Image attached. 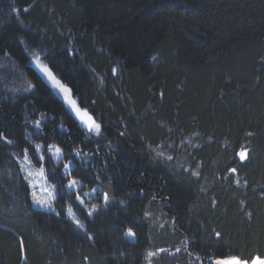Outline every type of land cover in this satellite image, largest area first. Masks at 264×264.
<instances>
[{"label": "trees", "instance_id": "obj_1", "mask_svg": "<svg viewBox=\"0 0 264 264\" xmlns=\"http://www.w3.org/2000/svg\"><path fill=\"white\" fill-rule=\"evenodd\" d=\"M36 143L55 212L34 207L20 165L25 155L42 165ZM69 178L100 188L93 214ZM255 257L264 260V0H0V264Z\"/></svg>", "mask_w": 264, "mask_h": 264}, {"label": "rangeland", "instance_id": "obj_2", "mask_svg": "<svg viewBox=\"0 0 264 264\" xmlns=\"http://www.w3.org/2000/svg\"><path fill=\"white\" fill-rule=\"evenodd\" d=\"M32 63L35 64V67L37 68L38 71L40 70V66L41 65L47 67V65L45 64L44 60H42L39 57H38V60H37V57L34 58L32 56ZM41 74L43 75L42 72H41ZM45 79H47L46 76H45ZM49 81L50 80H48V82ZM86 119H87V117H83V120H86ZM85 125H87V124H85ZM91 132H94V131H91ZM40 143H42V142H40ZM40 143H36V145H41L42 146L38 150V157L40 155H43V160L41 161L42 165L37 166L35 163H33L31 161V159L29 158L28 155H25L24 157H21L19 159V161H20V165H21V167L23 169V172L25 173V176H26V178L28 180V183H29V185L31 187V198H32V202H33L34 207L38 208V209H46V210H50V211L55 212V210H56L55 209V200H56V197H57V186H56V184L54 182H52L48 178L43 162H44V159H45V152H46L52 157V160L54 161V163L59 165L64 160L63 159L64 158V152H63L62 147L59 146L55 141L50 140V142H48L46 147L43 144H40ZM52 145H55L56 147H58L60 149V153H56L55 152V148H51L50 149V146H52ZM44 147H45V152H44ZM72 166H74V163H68L67 164V167H66V169L64 171V174L66 172L68 173L66 176H68L70 174V172H71L70 169L72 168ZM41 168H43V170H44L43 176L39 175V172H40ZM30 173H31V175H30ZM73 179L78 181V185H77V187L75 188L74 191H69V189L67 188L68 192L75 194L76 198H77V196H79L80 199H82L84 203L81 204L80 200H78V199H77V201L85 208L86 211H88V213L90 212L91 214H93L96 211V209L98 208V205L100 203V200H99V196H100V192H101L100 188L94 187V188H91V189H89V188L85 189L84 188V184H83L84 182H82L78 178H69L68 182L66 184V187H67L68 183L71 180H73ZM44 187H46L49 191H54L55 199L50 201V203L52 205L51 208H49L47 205H42V204L38 203L37 200L32 195V193L35 192L36 193V197H40L42 199H47V193L42 191V188H44ZM85 194H87V195H85ZM74 216H75V220L74 221L76 222V220H78V219H77L75 214H74ZM79 224L81 225L80 221H79Z\"/></svg>", "mask_w": 264, "mask_h": 264}, {"label": "snow or ice", "instance_id": "obj_3", "mask_svg": "<svg viewBox=\"0 0 264 264\" xmlns=\"http://www.w3.org/2000/svg\"><path fill=\"white\" fill-rule=\"evenodd\" d=\"M24 11H27V8H25ZM37 60H38V57H37ZM30 63H32V61H30ZM33 67H35V64H33ZM41 72L43 73V75L41 74ZM37 75L41 79H44L45 83H47L48 80H51L52 83L56 87H58L62 92L66 93V94L69 92V89H67L63 84H61L60 81L56 79V77L51 73V71H49V69L46 66L41 65L40 70L37 71ZM45 76L47 77V79H45ZM66 99H67L68 104L71 105L73 108H75L76 114L78 116H81L82 119H83V117H87V119L84 120V123L88 125V130L90 132L94 131L96 135H100L101 125L99 123H96L95 120H93V118L91 116H88L86 111L81 113V110L79 108H76L75 101L72 100L70 97L66 96ZM38 125H39V122L37 121V126ZM41 147H42L41 145H36L37 150H39ZM51 148H55V152L60 153V149L58 147H56L55 145L50 146V149ZM239 155H240L241 159H244V158H246L247 153L245 150H242L239 153ZM42 160H43V155H40L37 158V162H41ZM232 171L234 172L235 169H232ZM43 174H44V170H43V168H41L39 175L43 176ZM67 174L68 173L66 172L65 175H67ZM30 175H31V173H30ZM77 185H78V181L73 179L68 183L67 188L69 189V191H74L75 188L77 187ZM42 191L47 193V199H42L40 197H36L35 192H33L32 195L37 200L38 203H40L42 205H47L49 208H51L52 205H51L50 201L55 199L54 191H49L46 187L42 188ZM85 195H87V194H85ZM77 199L80 200L81 204L84 203L83 200L80 199L79 196H77ZM104 199H105V201H107V194H105ZM67 213H68L69 217H72L73 220H75V216H74V213L72 211L71 206L68 207ZM89 215H91L90 212H89ZM76 224L78 227L82 226L79 224L78 220H76ZM127 234L129 236L135 235V233H133L131 229L128 230ZM217 235H219V234H217ZM215 264H248V262L247 261L241 262L238 258H230L228 260H217V261H215ZM252 264H264V260H261V258H259V257H255V258H253Z\"/></svg>", "mask_w": 264, "mask_h": 264}, {"label": "water", "instance_id": "obj_4", "mask_svg": "<svg viewBox=\"0 0 264 264\" xmlns=\"http://www.w3.org/2000/svg\"><path fill=\"white\" fill-rule=\"evenodd\" d=\"M50 84L52 85L53 89H54V93L55 95L60 98L62 101H66V96L68 97V95L64 92H62L58 87H56L52 81L50 82ZM59 93V94H58Z\"/></svg>", "mask_w": 264, "mask_h": 264}, {"label": "bare ground", "instance_id": "obj_5", "mask_svg": "<svg viewBox=\"0 0 264 264\" xmlns=\"http://www.w3.org/2000/svg\"><path fill=\"white\" fill-rule=\"evenodd\" d=\"M50 84V83H49ZM51 85V84H50ZM52 86V85H51ZM52 89H53V87H52ZM53 91H54V89H53ZM83 182V181H82ZM84 184V183H83Z\"/></svg>", "mask_w": 264, "mask_h": 264}]
</instances>
